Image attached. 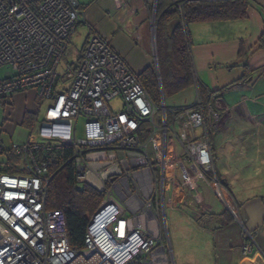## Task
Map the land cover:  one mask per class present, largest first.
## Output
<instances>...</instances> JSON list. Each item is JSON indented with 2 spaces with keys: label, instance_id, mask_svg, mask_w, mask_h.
I'll return each instance as SVG.
<instances>
[{
  "label": "built area",
  "instance_id": "obj_1",
  "mask_svg": "<svg viewBox=\"0 0 264 264\" xmlns=\"http://www.w3.org/2000/svg\"><path fill=\"white\" fill-rule=\"evenodd\" d=\"M205 1L223 0H171L180 7ZM114 4L120 8L125 1ZM82 22L77 0H0V68L13 72L0 78V99L32 89L41 101L52 102L24 143H12L8 150L0 143V157L15 159L2 168L17 172L0 171V264H173L162 218L165 205H173L166 189L175 186L179 162L168 175L167 134L175 136L182 158L207 179L214 168L209 139L192 132L206 121L208 126L218 121L226 108L219 98L212 103L203 99L197 87L193 105L158 108L137 74L93 31L86 36L77 64L66 65L64 77L59 76V64ZM118 97L122 108L114 112L109 102ZM121 115L138 122L132 132H126ZM80 117L84 136L76 138ZM143 122L148 124L144 138ZM63 146L72 149L77 183L103 193L81 249L68 241L63 212L46 207L53 176L50 157ZM213 175L208 182L223 199ZM243 238L241 252L249 257L255 242L249 232Z\"/></svg>",
  "mask_w": 264,
  "mask_h": 264
},
{
  "label": "crops",
  "instance_id": "obj_2",
  "mask_svg": "<svg viewBox=\"0 0 264 264\" xmlns=\"http://www.w3.org/2000/svg\"><path fill=\"white\" fill-rule=\"evenodd\" d=\"M77 1L87 35L93 31L107 40L136 74L150 65L157 70V0H124L120 8L114 0ZM263 30L264 0H249L240 19L192 22L187 27L194 76L210 92L211 103L219 98L226 108L218 121L210 126L206 121L192 132L209 139L211 173L218 178L223 199L196 166L182 158V148L170 133L165 146L168 175L175 161L179 166L174 188L166 190L173 205L167 203L163 211L167 208L171 214L176 244L170 239L166 212L164 228L173 264H264V49L257 45ZM196 87L162 98L161 106L170 110L193 105ZM28 91L34 90L13 96ZM169 98L172 102L166 104ZM167 117L171 119L169 113ZM224 209L230 220L220 216ZM244 232L252 234L258 248L249 257L241 252Z\"/></svg>",
  "mask_w": 264,
  "mask_h": 264
},
{
  "label": "trees",
  "instance_id": "obj_3",
  "mask_svg": "<svg viewBox=\"0 0 264 264\" xmlns=\"http://www.w3.org/2000/svg\"><path fill=\"white\" fill-rule=\"evenodd\" d=\"M248 1L191 2L183 3L180 7L171 0H157L155 20L157 70L150 65L137 74V79L158 108L161 107L162 98L165 100L192 85L197 86L203 99L210 98V92L199 84L194 76L187 27L192 22L240 19L246 14ZM257 43L264 49V30ZM2 99L5 97L0 101ZM26 121L27 124H31L30 126L34 122L30 117ZM147 127L148 124L143 122L141 129H144L145 135ZM0 143L2 144L1 141ZM4 148L9 149L5 146ZM71 156L72 149L68 146L52 152L50 158L53 166L50 171L53 176L48 184L46 207L63 212L68 241L72 247L81 249L89 218L101 202L103 193L87 183H77ZM14 162L15 159L12 157H0V171L17 173L14 168H2L4 164L13 165ZM213 176L212 173L206 175L209 181H212ZM220 216L227 220L231 218V214L225 209Z\"/></svg>",
  "mask_w": 264,
  "mask_h": 264
},
{
  "label": "rangeland",
  "instance_id": "obj_4",
  "mask_svg": "<svg viewBox=\"0 0 264 264\" xmlns=\"http://www.w3.org/2000/svg\"><path fill=\"white\" fill-rule=\"evenodd\" d=\"M86 35H87L86 25L79 24L76 31L73 33L71 37V40L66 48L65 55L62 58L59 67L57 69L59 76L64 77V70L66 68V65L70 64L72 66H75L77 64L78 58L81 54V50L85 43ZM12 74L13 72L8 67L4 66L0 68V78H4ZM171 100L172 98L166 100V104L171 103L172 102ZM51 105L52 102L49 100L40 101V99L36 96L35 91L24 92L17 96H13V95L7 96L5 97V99H2L0 101V141H2L5 147L11 146L12 143L15 144L24 143L27 140V137L31 131V128H33L35 122L45 118V116L47 115L48 108ZM109 106L114 111H117L122 108V101L119 97L114 98L109 102ZM29 117L32 118L34 121L32 126H30L31 124L29 125L26 123L27 122L26 120L29 119ZM120 119L127 133L132 132L135 128V125H138V122L136 120H133L132 117L130 116L121 115ZM83 123H84V119L80 117L77 120V124H76V130H75L76 138H82L84 136ZM139 127H141V125ZM170 136L171 134L168 133L167 140L170 139ZM157 141H159V137H157ZM170 166L171 165L169 163V158H167V167H166L167 174ZM163 212H166V216L169 220L170 239L173 242L174 236L171 229V225H172L171 214L169 209L167 208ZM162 219H163L162 223L164 224L165 223L164 217ZM197 228L199 231H201L199 227ZM163 233H165L166 236L165 228L163 230ZM173 244L176 243L173 242Z\"/></svg>",
  "mask_w": 264,
  "mask_h": 264
}]
</instances>
